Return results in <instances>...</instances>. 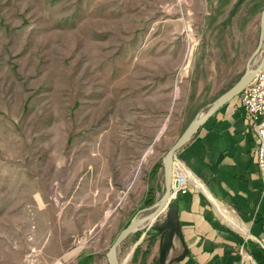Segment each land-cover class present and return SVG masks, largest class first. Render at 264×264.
Returning <instances> with one entry per match:
<instances>
[{
	"label": "rangeland",
	"instance_id": "374dc122",
	"mask_svg": "<svg viewBox=\"0 0 264 264\" xmlns=\"http://www.w3.org/2000/svg\"><path fill=\"white\" fill-rule=\"evenodd\" d=\"M220 1L0 0V264H107L153 210ZM130 234L117 264H156Z\"/></svg>",
	"mask_w": 264,
	"mask_h": 264
},
{
	"label": "crops",
	"instance_id": "0c3cea01",
	"mask_svg": "<svg viewBox=\"0 0 264 264\" xmlns=\"http://www.w3.org/2000/svg\"><path fill=\"white\" fill-rule=\"evenodd\" d=\"M221 1L188 77L187 125L199 122L172 158L171 180L182 174L186 190L164 208L174 211L181 236V243L173 238L164 264H237L240 247L255 264H264V183L254 161V137L243 119L241 89L231 92L263 58L264 1L259 11L262 0ZM162 156L151 171L155 192L163 191ZM146 237L149 257H156L158 236Z\"/></svg>",
	"mask_w": 264,
	"mask_h": 264
},
{
	"label": "water",
	"instance_id": "95a60500",
	"mask_svg": "<svg viewBox=\"0 0 264 264\" xmlns=\"http://www.w3.org/2000/svg\"><path fill=\"white\" fill-rule=\"evenodd\" d=\"M259 28V44H261V41L264 40V5L259 15ZM263 63L264 43L263 58L260 64L253 69L245 71V73L240 77L238 82L234 85L231 92L233 93L239 91L252 78L253 74L262 66ZM198 122L199 119L192 120L162 156L161 165L163 177V191L160 198L156 202L148 206V208L153 209L150 213L140 218H131L127 225L117 233L114 240L105 252V260L107 264H117L115 257L116 247L130 233H135L142 230L141 236H158L159 243L156 264L165 263V260L173 244V238L178 239V241L181 243V236L179 234V229L173 210L166 211L163 215V220L161 222L154 223V221L155 218L164 210V208L168 204L170 198L169 196L172 192L171 186H176L175 181L171 180V163L173 155L181 147V145L189 139V137L195 131ZM151 217H154V219L152 221H149Z\"/></svg>",
	"mask_w": 264,
	"mask_h": 264
},
{
	"label": "built area",
	"instance_id": "2783aa9c",
	"mask_svg": "<svg viewBox=\"0 0 264 264\" xmlns=\"http://www.w3.org/2000/svg\"><path fill=\"white\" fill-rule=\"evenodd\" d=\"M239 101L243 111L245 125L251 131L255 141L254 161L264 183V69L257 70L252 78L241 88ZM176 186H171V194L184 193L185 178L174 174ZM262 246V245H261ZM240 259L237 264H255L251 256L239 249Z\"/></svg>",
	"mask_w": 264,
	"mask_h": 264
},
{
	"label": "trees",
	"instance_id": "16d2710c",
	"mask_svg": "<svg viewBox=\"0 0 264 264\" xmlns=\"http://www.w3.org/2000/svg\"><path fill=\"white\" fill-rule=\"evenodd\" d=\"M152 202H153V199H152V196L151 195H149L148 196V198H146V200H145V204H146V206H149L150 204H152ZM134 234V238H135V240L138 238V236L140 235V232H135V233H133ZM131 235V234H130ZM149 238H151V236H149ZM149 244H150V242H149ZM86 259H88V257H86Z\"/></svg>",
	"mask_w": 264,
	"mask_h": 264
},
{
	"label": "bare ground",
	"instance_id": "6f19581e",
	"mask_svg": "<svg viewBox=\"0 0 264 264\" xmlns=\"http://www.w3.org/2000/svg\"><path fill=\"white\" fill-rule=\"evenodd\" d=\"M169 197H172V194H170ZM154 219V217H151V219H149V221H152Z\"/></svg>",
	"mask_w": 264,
	"mask_h": 264
}]
</instances>
